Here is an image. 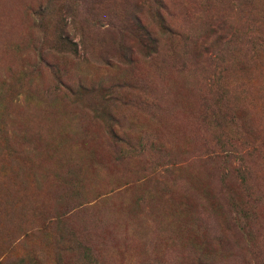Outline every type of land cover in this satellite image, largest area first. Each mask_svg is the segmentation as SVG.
Returning a JSON list of instances; mask_svg holds the SVG:
<instances>
[{
    "label": "rangeland",
    "instance_id": "374dc122",
    "mask_svg": "<svg viewBox=\"0 0 264 264\" xmlns=\"http://www.w3.org/2000/svg\"><path fill=\"white\" fill-rule=\"evenodd\" d=\"M0 264H264V0H0Z\"/></svg>",
    "mask_w": 264,
    "mask_h": 264
}]
</instances>
